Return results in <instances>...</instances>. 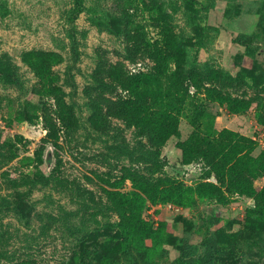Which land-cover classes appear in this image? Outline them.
I'll use <instances>...</instances> for the list:
<instances>
[{"label":"rangeland","instance_id":"obj_1","mask_svg":"<svg viewBox=\"0 0 264 264\" xmlns=\"http://www.w3.org/2000/svg\"><path fill=\"white\" fill-rule=\"evenodd\" d=\"M145 1L153 11L134 0H0V264H264V0ZM160 8L186 67L222 73L206 85L249 102L233 112L201 94L200 132L219 134L215 164L183 152L194 105L181 135L159 145L124 118L94 122L99 68L152 69L149 57L129 58L126 32L132 14L161 38L151 18ZM133 171L170 196L135 188Z\"/></svg>","mask_w":264,"mask_h":264},{"label":"trees","instance_id":"obj_2","mask_svg":"<svg viewBox=\"0 0 264 264\" xmlns=\"http://www.w3.org/2000/svg\"><path fill=\"white\" fill-rule=\"evenodd\" d=\"M134 1L138 4L141 1L145 3L144 9L148 12L154 10V7L149 6L145 0ZM132 16L131 14V26L126 32L128 56L132 60L149 57L154 61V65L150 71L138 73L127 71L122 62L105 70L99 68L95 76L97 88L90 93L93 101L94 122L99 125L100 122L106 120L107 114L124 118L143 129L149 134L154 144L159 145L166 143L172 137L181 135L179 132L180 116L185 112L187 105H194L195 111L191 120L196 127L189 140L181 143L183 152L188 159L199 155L210 163H216L215 157L221 156V151L215 145L213 138L218 137L219 134L210 136V134L200 132L199 119L204 115L199 108L202 102L201 94L226 103L233 112L246 110L249 107L248 100L233 96L221 88L206 85V82L215 80L222 73L215 71L208 74L186 67V51L179 44L170 14L164 8L159 9L158 15L151 16L160 27L161 38L156 39L155 42L149 39L143 27ZM33 54L46 58L55 57L54 60L57 56L53 52H34L31 55ZM34 68L37 71L41 88L55 95L63 120L74 118L73 108L60 95V88L53 83L50 71L43 69L37 63ZM192 86L195 87L194 91ZM118 88L125 93L118 92L117 96L107 95V93L113 94ZM258 117L260 122L264 123V114L258 112ZM226 132L233 133L229 129L220 131L222 135ZM227 155L228 153H225V156ZM236 171H239L240 178L246 179L245 170L237 166ZM131 178L135 188L141 191L151 194L155 191L157 196L163 198L170 196L160 184L142 180L143 177L135 171Z\"/></svg>","mask_w":264,"mask_h":264},{"label":"built area","instance_id":"obj_3","mask_svg":"<svg viewBox=\"0 0 264 264\" xmlns=\"http://www.w3.org/2000/svg\"><path fill=\"white\" fill-rule=\"evenodd\" d=\"M168 206H170V207H171V206H173V204H169ZM178 208H179V207H178Z\"/></svg>","mask_w":264,"mask_h":264}]
</instances>
